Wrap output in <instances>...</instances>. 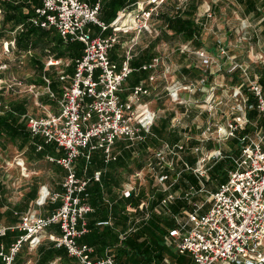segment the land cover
Returning <instances> with one entry per match:
<instances>
[{"label": "built area", "instance_id": "built-area-1", "mask_svg": "<svg viewBox=\"0 0 264 264\" xmlns=\"http://www.w3.org/2000/svg\"><path fill=\"white\" fill-rule=\"evenodd\" d=\"M162 1H137L133 8L120 12L109 24L98 17L99 0L92 5L84 0H42L40 7L36 8L34 22L43 28L53 27L65 41H80L82 50L75 59L71 74L63 68L68 61L50 56L44 63V69L57 67L59 79L63 81L59 97L50 87L48 75H42L43 84L39 85L42 92L34 83L26 85L25 91L35 94L36 103L41 108L40 114L25 116L26 127L30 136H39L44 144L53 145L57 154L49 153L45 160L62 168L64 175L61 191L51 190L44 184L34 199L38 208L55 203L49 214L29 210L20 214L16 226H0V237L9 229H16L19 233L7 250L0 244L2 264H14L23 246L33 251L43 239L52 240L56 247L64 248L77 264H117L112 253L105 252L100 258H94L95 248L78 241L87 231L86 214L93 210L88 199V182L90 178L98 181L101 172H94L90 178L78 176L75 164L81 156L89 159L97 148L102 150L105 162L111 161L116 158L112 148L117 140H144L161 115V110L150 106L160 79L165 81L163 92L173 105L169 128L178 132V139L162 141L147 159L146 166L132 176L151 174L166 190L168 177L172 176L176 182L182 173H191L197 176L201 190L205 191L209 164L226 157L223 149L226 141L235 139L239 150L231 159L226 180L215 190L206 189L205 197L196 201L192 199L194 193L182 195L189 208H183L184 214L167 228L164 245L178 254L187 253L194 264H264V126H256V122L249 118V112L253 111L264 119V86L257 72L250 73V65L236 62L234 54L229 53L241 39L245 41L248 33L235 39L224 33L225 39L221 42L217 38L211 53L215 55L217 70L222 74L239 71L240 83L237 85L213 82L211 77L215 73L208 68L212 62L210 53L187 41L180 42L175 50L193 58L191 63L200 71L198 79L189 81L185 77H176L169 82L167 75L175 69L170 64L169 55L159 51L150 62L141 66L142 70H150L146 83H137L123 98L120 96L133 69L130 66L132 48L142 31L155 33L151 14L157 11ZM211 10V4H208L202 16L209 17ZM89 24L96 25L102 32L108 29L110 32L105 36L92 33ZM131 31H135L134 38L122 60L120 63L113 61L110 48L119 42V34L126 35ZM3 44L9 52L14 41ZM26 54L28 56L30 50ZM257 57V62H264L262 50ZM61 64L63 66L59 68ZM11 81V84L0 85V89L9 90L13 85L24 87L16 78ZM216 91L219 93L215 94ZM185 93L196 97L186 98ZM41 94L55 99L57 111L38 101ZM193 105L196 107L192 111L195 117L193 127H190L180 121L185 115L178 109L182 106L188 110ZM191 141L195 142L190 144ZM209 142L213 145L208 148L206 144ZM41 146L38 144L36 149ZM186 155H194V162L189 163ZM4 163L17 165L23 175L29 173L20 154ZM136 187L134 180L129 181L123 187V194L129 196ZM179 196L180 192H168L161 203L166 204ZM203 207L205 209L201 211ZM51 225L57 226L58 234L48 232ZM48 264L62 263L57 257Z\"/></svg>", "mask_w": 264, "mask_h": 264}, {"label": "trees", "instance_id": "trees-1", "mask_svg": "<svg viewBox=\"0 0 264 264\" xmlns=\"http://www.w3.org/2000/svg\"><path fill=\"white\" fill-rule=\"evenodd\" d=\"M41 1L42 0H0V41L3 43L5 41H14V45L12 48H10L9 52L13 55L14 60L17 61L16 63H18L20 58L24 57V54L30 50V54L28 55L30 68L37 70L39 73L35 76H32L29 79V83L32 82L41 85L43 84L42 75H48L51 79L50 87L55 92L56 97H59V94L62 90L63 81L59 79L58 70L56 69L57 67L48 66L46 69H44V63L46 60L43 61V58L46 57L47 59L51 56L55 59H63L68 61L67 65L62 66L66 73L71 74L74 71L73 68L75 65V59L78 58L80 51L82 50V43L78 40L72 42L65 41L60 38L59 34L53 27L43 28L37 22H34L36 19L35 10L36 8L40 7ZM95 1L97 0H90V2L87 3L92 5V3ZM137 1L140 0H99L100 9L98 12V17L106 24H109V22L112 21L119 10L129 7L131 4H135ZM233 1L243 4L244 12L251 13L253 16L261 17L263 15H261V13H264L263 0L261 2L260 0ZM202 2V0H163L161 2L157 8V11L151 14V19H159L161 26L157 27L156 30H158V32L155 34L156 36L153 37L152 40L147 41V45L142 46V48L137 51V54H133L130 60V66L133 69L124 83V87H126L127 90L132 85H136L137 83L147 79L150 70H142L141 66L143 63L150 62V60L155 55H157L158 51L156 46L159 42L180 37L183 40L182 42L191 41L194 47L202 46L200 36L207 19V17H200L198 15V8L201 6ZM102 8H105L103 10V12H105L104 16H101ZM159 8L161 9L159 10ZM211 9L213 12L219 11L218 4L211 3ZM260 22L263 25L262 30H264V19H262ZM108 30L103 31L101 34L106 35L109 33ZM184 55L186 56V54ZM112 57L113 56L110 54V58ZM189 57L190 56L185 59L187 63H184L186 64V68L184 65H182V72L185 75V79H187V77L192 74L193 71L200 73L197 66H194V64L191 63L193 58ZM255 72L258 73L259 81L264 86V69H258V71L255 70ZM0 78L4 79V74L0 73ZM160 86H162L161 83L158 88ZM156 90L157 88L154 90V92ZM2 92L3 90L0 89V98L2 100V105L0 106V142L2 144L11 143L14 145L17 143V149L26 147L24 153H27L26 159L29 163V167L36 169L41 165L44 167H48L50 165L55 168L57 178H62L64 175L63 169L53 163H48L45 160L46 155L49 153H55L53 150V145L44 144L43 139L39 136H30L24 120L21 119V114H25L27 111L26 107L28 103L24 101V99H15L9 103L10 107L8 109L4 108ZM42 103L54 104L55 99H48V96L45 95V101L42 100ZM166 110H164L166 113L164 115L161 114L156 122L151 126L149 131L150 133L145 136L144 140L139 142H131L121 139L117 140L127 141L132 145V147H130L131 145L129 147H124V144L122 146V143H119L118 146H120V149L123 150L121 156H119V153H116L115 159L105 162L102 150L97 148V150L92 151L89 159H86L84 156L79 157L75 164L77 175L81 176V173L84 172L83 170H85V174L83 176L90 178L94 168L98 170L103 169L105 166L107 167L106 171H108V167H111L112 171L122 170L128 175L143 169L146 166L145 164L147 159L156 149L159 148L162 141L166 140L169 142H174L178 139V132L169 128L171 118L173 117V112ZM256 114L257 113L250 111L249 118L254 119L257 116ZM258 122L260 125H264L263 119L258 118ZM227 141H232L235 147L227 143V151L224 150L226 157L216 162L209 171V177L220 183L226 180L227 170L231 167L232 157H236L239 153L238 146H236L237 141L235 139ZM40 143L42 146L39 150H37L36 147L38 144L40 145ZM185 158L189 163L194 162V158L190 157V155H186ZM221 162H226L228 164L225 174L219 176L214 170L216 166L221 164ZM99 180L102 181L101 176ZM88 183V195L99 190V182L97 183V181H94L92 178H90ZM131 197L132 194L127 197L129 198V201H131ZM150 229L151 228L148 226L147 230H149V232L151 231ZM49 231H53L54 233L58 234L56 225H51L48 228V232ZM6 236L4 235L3 237ZM154 240L156 239L154 238ZM127 243L129 245L132 243L136 244V241H134L132 238L131 240L128 239ZM157 243L159 246H161L160 250H162L161 248H164V246L158 241V239ZM35 252L36 256L34 258L33 264H48L57 257L60 259L62 264H77L74 258L67 255V252L64 248L56 247L52 240H43L36 247ZM160 252L161 251H159V253ZM159 253H157V255L160 256ZM27 258L28 256L26 253L23 250L22 252L20 250V252L15 257L14 264H23L29 259ZM0 264H2L1 257Z\"/></svg>", "mask_w": 264, "mask_h": 264}, {"label": "crops", "instance_id": "crops-1", "mask_svg": "<svg viewBox=\"0 0 264 264\" xmlns=\"http://www.w3.org/2000/svg\"><path fill=\"white\" fill-rule=\"evenodd\" d=\"M133 7L134 4H131L129 7H125L124 9L119 10L116 16L125 9H131ZM200 7L201 6H199V8ZM104 9L105 8L101 9V16L105 15V12H103ZM160 9L161 8H159V10ZM151 22L153 24L155 33L151 34L146 31H142V33L139 34L137 44H135L132 48L131 52H133V54H137V51L142 48L139 45V42L140 40H142V38L156 36L155 34L158 32V30L156 29L157 27L161 26V22L159 19L157 20L155 18L154 20L151 19ZM91 27H93V29H91ZM91 27L89 29L92 31V33H102L99 27L97 31L94 28L96 27L95 25ZM261 27L263 28V26ZM261 31L264 32V30ZM108 32H110V29L108 30ZM134 33L135 31H131L126 35L119 34V42H117L114 46H118V58H120V61L122 60V57L125 54L127 46L132 42V39L134 38ZM108 34L109 33H107L106 35ZM179 43L180 41L175 43V45H170V42L166 43V41H163L161 44L158 43V45L156 46L157 51L167 53L168 55L174 53L172 54L174 60L173 57L169 58L170 64L174 67L175 72H177L176 75L172 74L174 79H176V77H185L184 73L182 72V65H184L185 67L187 64L185 61L187 57L184 54H181L177 50H175ZM146 45L147 44L145 43V45L143 46ZM257 45L256 48H259V44ZM259 49L264 52L263 40L262 45ZM111 59L117 62L113 57ZM235 60L236 62L237 60L240 62L241 58H235ZM120 61H118L117 63H119ZM244 62L250 65V73H253V71L255 72V70L258 71V69H264V62H252L249 60ZM199 77L200 73L193 71V73L190 74L187 79L189 81H192L198 79ZM214 77L215 76L211 77V80H213ZM218 78L220 79L219 82H225L229 86L237 85L240 83L238 70H235L231 73L225 72L224 74L219 75ZM143 82L146 83V80H143L142 83ZM158 82L159 83L157 84V90L155 91V94L153 93L152 97H154L152 99L159 100L160 103L159 106H156V108L158 107L157 109L166 110V108L168 107H165L166 105L164 103V99H161L162 97H165V99L168 100L163 92V86L165 85V81L163 79H160ZM160 83L162 84V86L158 88ZM35 85L37 86L38 90L41 89V87H39V84ZM128 90L126 89V87H124L120 95L121 98H123L128 93ZM217 93H219V91H217ZM10 95L11 94H9V96ZM41 95L38 96V101L42 103V100L45 101V95ZM60 95L61 93L59 94V96ZM15 99H24V101L28 103L26 107L27 111L25 112V114H21L22 120L25 119L26 115H36L38 113H41V108L37 107V99H34L32 101L30 100V97L26 95H23L21 97L3 99L4 108L8 109L10 107L9 103L14 101ZM43 104H46V106L52 111H57L56 103ZM182 109L185 118L190 117L188 115V112L190 113V115L194 114V112L189 111L187 109L185 110V108L181 106V110ZM165 113L166 112H164V114ZM258 118L263 119V117L261 116H256L254 119L250 118L252 121L256 122V126L260 125V123L258 122ZM24 122L26 125V120H24ZM193 122L191 123L190 127H193ZM252 128L254 127L252 126ZM249 129H251V127ZM194 142L195 141H191L190 144H193ZM119 143H122V146L124 144V147H129L131 144L127 141H116L114 143L112 150H114L115 153H119V156H121L123 150H121L120 146H118ZM211 144L213 145V142H209L206 145H208L207 147L209 148ZM223 146V149L227 151V142L226 145ZM4 147L5 144H2L0 142V150L2 148V151L5 152ZM130 147H132V145ZM25 150L26 147L18 149L16 150V152L19 153L16 154H20L23 157L25 166L29 170V173L27 175H23L21 173V169L17 165L7 166L4 163L5 160H8L6 158L12 159V157L14 158V156L4 157L0 160V226H16L20 220V214L29 210L36 209L42 215L49 214L52 209L56 206L55 203L50 202L49 204L42 206L41 208H38L34 203V199L37 195L39 187L45 184L51 190L61 191L62 189V179L57 178V174L54 179L47 180L46 178L49 172H53L54 174L56 173L55 168L49 165V170H44V173H46V175L43 174V179L40 178L41 172H39L38 169L29 167V163L27 162L26 156L23 155ZM53 154L57 153L55 152ZM190 157L194 158V155H190ZM215 163L209 164L210 169ZM106 168L107 167L105 166L103 167V169H98L102 170L100 171L102 181H97V183H100L99 190L95 191V193L92 192L89 195L90 203L92 205L93 210L86 214L87 231L83 234V236L78 239L79 243H87L88 245L95 248V252L93 253L94 258H100L105 254V252L112 253L115 257V262L117 264H135L131 262L128 263V261H126L125 259H119L118 262L117 257L119 256V254L127 255V253H132L133 251V259L137 260L139 257L148 252L149 247L152 252V255L158 257L155 264H194V261H192V259L187 253L178 254L167 245H164L163 238L167 233V228L172 227L176 223V219L184 214V212L182 211L183 208H189L188 201L182 196L183 194L188 192L192 194L194 193L192 199L196 201L205 197L206 189L212 192L217 188L220 182L214 181L209 177L210 169L208 171V180H206L207 188L205 189V191H202L200 180H198L196 175L191 173H182L176 182H174L172 176L168 177L165 181L167 184H169V187L165 190L157 183V181L151 174L145 173L144 175L142 174L141 177H134L131 173L130 175H128L122 170L112 171V168L108 167V171H106ZM98 170L94 168L93 173ZM83 171L84 172H82L81 175L85 174V170ZM133 180L136 182L137 189L136 191L130 193V195L132 194V197L131 201H129V198H127L128 196H125L123 194V187L125 184H128L129 181ZM168 192H180L181 196L162 205L161 201L164 198L165 194ZM204 209L205 207H203L201 211ZM148 226L151 228L150 232L149 230H147ZM6 235V237H0V244L4 246V250H7L8 246L18 237L19 233L16 229H9L6 231ZM132 238L134 239V241H136V244L132 243L134 245H129L127 243V240H131ZM154 238L156 240H154ZM157 239L164 246V248H161L162 250H160L161 246L158 245ZM43 240L45 241V239ZM165 249L168 250L172 257L163 254ZM22 250L25 253L31 251L27 249L26 246H23L21 248V252ZM33 251H36V248ZM159 251L161 252L159 253ZM157 253H159L160 256L157 255ZM174 255H178L179 257L175 258ZM27 263L28 261L24 262L23 264Z\"/></svg>", "mask_w": 264, "mask_h": 264}, {"label": "rangeland", "instance_id": "rangeland-1", "mask_svg": "<svg viewBox=\"0 0 264 264\" xmlns=\"http://www.w3.org/2000/svg\"><path fill=\"white\" fill-rule=\"evenodd\" d=\"M202 4L201 7L198 8V15L201 17L203 15V11L206 9L207 5L214 3V4H218L219 7V11H215L213 12V10H211V15L209 17H207L206 21H205V26L201 31V36H200V40L202 42V47L205 48V50H208V52L211 55V59L212 62L208 65V68L210 70H212L215 74H214V80L213 82L215 83H220V79L218 78L219 75H221V71H218V66H216V61H215V55L212 56V52L214 51L213 49L215 48V43H216V39L219 38V40L222 42L225 39V35L224 33L228 34L229 38H237V37H241L244 33H248V36H246L247 38L245 39V41L243 39H241V42L237 45V47H234V50H231L229 53L230 54H234V58H241L240 62H244V61H252V62H256L258 59L257 54L259 52H261V50L259 49L260 46L262 45V40L264 41V32H262L261 30V22L259 21V19H264V13H261V17H257V16H253L251 13H246L243 10V4L241 3H237L234 2L233 0H202ZM262 0H260L261 2ZM264 1V0H263ZM86 2H90V0H86ZM263 4V3H262ZM201 9V10H200ZM94 25V24H93ZM92 24L88 25V28H90L91 26H93ZM96 26V25H95ZM95 30H98V27H94ZM91 29H93V27H91ZM230 32V33H229ZM153 37H144L142 38V40H140L139 45L142 47L143 45H145V43L147 41L152 40ZM182 42L183 40L180 37H175L172 40H167L166 43L170 42V45H175V43L177 42ZM163 42V41H162ZM162 42H159V44H161ZM165 42V41H164ZM259 44V48H256V45ZM5 44H3V42L0 41V73L4 74V80L0 81V85L5 86L7 83L11 84V80H13L14 78H16L17 80L22 81V83L24 84V87L21 86H15L13 85L12 87H10L11 89L9 90H5V87H2L3 89V99L5 98H14V97H21L23 95H26L28 97H30V100H34L36 99V96L33 92H24L26 89V85L29 84V79L32 76L37 75L39 72L37 70L31 69L30 68V64H29V60H28V56H24L22 58H20V61L18 63H16L17 61L14 60L13 55L8 52L5 48ZM258 47V45H257ZM166 51V50H165ZM159 52V51H158ZM113 58L118 62L120 61V58H118V53H119V49L118 46H114L110 49L109 52ZM172 54L171 53L169 55V58H172ZM193 54V53H192ZM171 56V57H170ZM46 60V57L43 58V61ZM172 60V59H171ZM174 60V57H173ZM224 59L220 60L217 62V64H219L220 62H222ZM236 61V60H235ZM237 62H239L237 60ZM239 62V63H240ZM256 64V63H254ZM59 68L62 67L58 66ZM174 72V71H173ZM171 72L170 75H167V80L173 81V75H176L177 72L173 73ZM173 74V75H172ZM171 77V78H170ZM21 90V91H20ZM40 92L43 91V89L41 88L39 90ZM9 94H11L9 96ZM215 94H218L217 91ZM43 96V95H41ZM184 96L186 98H192V97H196V95H189L188 93H185ZM161 99H164V103H165V107L167 110L166 111H171L170 108H173V105L169 102V100H166L165 97H162ZM2 101V100H1ZM159 100H155L152 99L150 106L153 109H157L156 106H159ZM39 107V106H37ZM190 107V106H189ZM188 107L189 111H194V109L196 107H194V105L192 106V108L190 109ZM53 108V107H52ZM162 109V108H161ZM224 109V108H223ZM164 109L161 110V114H164ZM181 109H178V111ZM183 111V109H182ZM39 114V113H38ZM188 115L190 116L188 117H184V119L181 118L180 121H182L183 123H187L188 125H191V123L193 122V119L195 117V115H190V113L188 112ZM180 116H178L179 118ZM202 118L199 119V121H201ZM227 143L233 147L234 144L232 143V141H227ZM212 145V144H211ZM5 152L2 151V148L0 150V160L1 158L4 157H10V156H14L16 157V152L17 149V143L16 145L11 144V143H5ZM24 156L27 155V153L25 152L23 154ZM13 158V157H12ZM9 160V158H6ZM227 164L226 162H221V164H219L218 166L215 167V172L221 176L222 174H225L226 168H227ZM39 172H41L40 178L43 179V174L46 175V173H44L45 169H48V167H44V166H38ZM214 172V173H215ZM56 177V173L54 174L53 172H49V174H47V180L49 179H54ZM62 179V178H60ZM133 251L132 253H127V255H123V254H119V256L117 257V261L119 262V259H125L126 261H128V263H135V264H155L156 260H157V256L152 255V252L150 250V247L148 248V252H146L144 255H142L141 257H139L137 260L133 259ZM163 254L168 255L169 257H172L170 255V253L168 252L167 249H165V251L163 252ZM26 255L28 256V263L27 264H33L34 258L36 256V252L35 251H30L27 252ZM123 255V256H122ZM175 258H178V255H174ZM74 264V263H71Z\"/></svg>", "mask_w": 264, "mask_h": 264}]
</instances>
